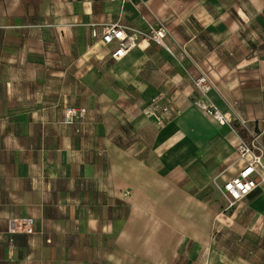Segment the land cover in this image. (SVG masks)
Returning <instances> with one entry per match:
<instances>
[{
    "label": "crops",
    "instance_id": "1",
    "mask_svg": "<svg viewBox=\"0 0 264 264\" xmlns=\"http://www.w3.org/2000/svg\"><path fill=\"white\" fill-rule=\"evenodd\" d=\"M201 72L264 144V0H0V264H264V184L226 208L213 179L241 162Z\"/></svg>",
    "mask_w": 264,
    "mask_h": 264
},
{
    "label": "built area",
    "instance_id": "2",
    "mask_svg": "<svg viewBox=\"0 0 264 264\" xmlns=\"http://www.w3.org/2000/svg\"><path fill=\"white\" fill-rule=\"evenodd\" d=\"M135 34V30L127 34L125 26L119 22L105 24L101 28L103 42L111 43L114 40L117 42L111 52V57L114 59H120L137 44ZM166 34L165 24L158 22L144 35L156 42H163ZM193 83L198 92V95L192 99L193 106L218 125H230L234 133L235 151L241 166L234 176L222 183L218 182L217 178L213 179L215 188L226 202V208H231L253 189L264 184V144L261 134L254 130L249 125V120L240 115L233 106L222 111L209 100L207 94L212 89L213 83L205 73L201 72ZM153 104L156 106L154 102ZM161 110L167 120L173 114L168 107H161ZM86 111L84 107L66 105L63 108L62 123L73 126L75 131H79ZM17 223L21 231L29 234L34 232L32 216L21 217Z\"/></svg>",
    "mask_w": 264,
    "mask_h": 264
}]
</instances>
